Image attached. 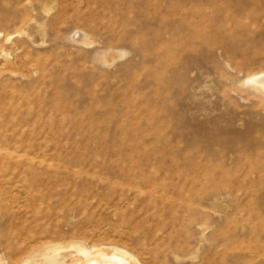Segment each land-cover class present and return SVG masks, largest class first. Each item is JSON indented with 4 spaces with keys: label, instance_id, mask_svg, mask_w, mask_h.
<instances>
[{
    "label": "rangeland",
    "instance_id": "1",
    "mask_svg": "<svg viewBox=\"0 0 264 264\" xmlns=\"http://www.w3.org/2000/svg\"><path fill=\"white\" fill-rule=\"evenodd\" d=\"M0 33V264L70 241L264 264V92L247 80L264 0H0Z\"/></svg>",
    "mask_w": 264,
    "mask_h": 264
},
{
    "label": "bare ground",
    "instance_id": "2",
    "mask_svg": "<svg viewBox=\"0 0 264 264\" xmlns=\"http://www.w3.org/2000/svg\"><path fill=\"white\" fill-rule=\"evenodd\" d=\"M81 34L84 43H91V38L87 34L84 32ZM98 58L108 61L106 53ZM247 80L255 89L264 92V71L249 75ZM69 247L74 248L75 253H66ZM39 255L43 264H143L139 257L127 248L110 244L88 246L82 241L48 243L42 251L40 250ZM35 262L37 263V260L30 256L27 262L22 264H35Z\"/></svg>",
    "mask_w": 264,
    "mask_h": 264
}]
</instances>
